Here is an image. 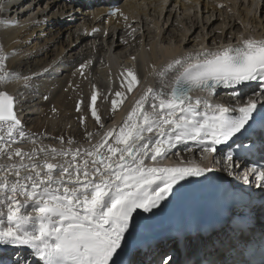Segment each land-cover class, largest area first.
I'll use <instances>...</instances> for the list:
<instances>
[{"label": "snow or ice", "instance_id": "snow-or-ice-1", "mask_svg": "<svg viewBox=\"0 0 264 264\" xmlns=\"http://www.w3.org/2000/svg\"><path fill=\"white\" fill-rule=\"evenodd\" d=\"M5 58L0 49V83L19 79L3 70ZM169 73L174 75L170 90L149 87L118 128L105 131L89 149L74 152L14 147L27 136L13 96L0 91V157L8 160L0 164V247L17 250L8 264H144L132 258L127 245L140 227V214L154 215L180 182L212 171L194 160L171 167L159 166V160L188 142L198 146L201 159L224 145L229 149L226 171L232 176L233 141L250 130L255 139L245 150L264 152V113L258 115L264 105L249 98L230 108L190 95H213L220 87L235 89L257 81L264 93V39L241 38L236 46L214 50L205 47L155 72L162 80ZM128 75L131 91L137 80L131 71ZM91 100L96 103L95 91ZM117 106L113 99V110ZM91 115L103 128L95 108ZM147 160L157 163L148 165ZM250 171L256 185L264 188V169ZM243 182L249 183L247 173ZM22 249L29 250L28 257L22 256ZM172 261L165 255L159 264ZM0 264L6 262L0 259Z\"/></svg>", "mask_w": 264, "mask_h": 264}, {"label": "bare ground", "instance_id": "bare-ground-1", "mask_svg": "<svg viewBox=\"0 0 264 264\" xmlns=\"http://www.w3.org/2000/svg\"><path fill=\"white\" fill-rule=\"evenodd\" d=\"M31 5L33 7V11L25 13L20 19H17V21H11L9 19L10 18L9 14H5V13L1 12V14H2L1 16H4V19H1V22H0V36L3 37L4 36L3 34H6V37H7V41H4L5 43H4V45H2L3 48L1 47L4 51H6L8 53V50L21 45V43L22 42L24 43L25 41H29L28 46L30 45V43L33 42V44L28 48H25V47L22 48L21 47V49H20L21 53H17V54L15 53L16 57L13 55V57H15V59H10L11 64H8L7 67L10 65L12 67V69L14 71H16L17 70L16 68H18V66H20L25 59L31 58V57H36L37 55L41 56V58L36 57L37 61H35V62H33V64H31V65H33V67H31L33 71L32 72L29 71L30 72L29 76H31L34 73L42 72L51 63H53L52 67L55 69L57 66H54V63H57L56 65H58V63H60V61H57V60L59 57L61 59L62 54L66 50H67V53L73 52V55L71 57L67 58L68 65L64 66V68L65 69L70 68L71 65L77 67L78 63L82 59V57H83V59H85V56L88 54V51L92 50L93 54H91V55L93 57L96 56L94 58L95 64L97 61V57L100 56L102 52H104V56H105L104 65L107 66V70H110L108 72V75L110 78L112 77V79H113V77H114L115 79L120 80L122 78V76L125 75V74H123L125 72H121L120 70H118L119 64H118V59L116 56L118 55L119 57L125 58L131 54V53L126 54L125 56H123V54H118L120 49L125 46V45H123V43L125 42V40L128 39V37H123V34H120L118 36V39L115 42H113L112 35L108 36L107 33H104L103 37H105V36L107 37V44H102L100 40L99 41L96 40L97 34L95 33V30L93 27V25L97 24L95 21L92 23L91 19H81L80 18L81 20H83V22H82L78 17L74 16L73 15L74 13H71V11H67V9H61L60 7L53 6V4H51L49 6H47L45 3L41 4V2H39V0H32ZM209 5H210V8H213L215 6L214 3H210ZM36 7H37V10H36ZM142 9L147 11L149 9V7L148 6H145V7L140 6L139 13ZM210 10H211L210 13L203 14V15H201V17H198V18H196L194 16V14H191L189 11L183 12L181 16H179L178 18H174L172 21V24H171V28L173 26H175L176 29L181 32L180 38H182L183 41L189 42L190 40L193 41L192 39L196 38L200 41L199 46L194 47L193 45H190L189 47L188 46H187V48L183 47L182 49L181 48L170 49L167 47L163 51L162 48H160V47L158 48V44H160L162 39H164L165 37L163 35H159L156 31H155L156 35L153 34L152 37L150 38V39H152V41H150L148 44H146V45L151 46L150 49L148 50L147 48H143V45H142V47L140 48L141 50L140 49L138 50V55H137V58L135 60L137 73H136V70H134V75L138 77L136 79L137 80L136 84H134L136 89L134 88V90H132V91L127 90V92L124 94L123 102L114 110L115 113L112 110H108L109 112L107 113V115L103 116L105 127L102 128L100 131L98 130L99 132L97 131L98 132V133L96 132L97 134L92 133L94 135L91 138H89V137L84 138L83 137V138H81L82 140L75 142V143H79V144H75L73 142V149H71V150H63L64 148L69 149V147L61 146V144H57V143H54L52 141H48V143L46 142L45 144H42V146H46L49 149L54 147L58 151L62 150V151H73V152L77 149H79L81 151H83L84 149H89L90 147H92V145L96 144L101 139V137L103 136L105 131H107L113 127L118 128L122 124L123 120L126 119L125 116H126V114H128V110L130 109V107L135 103V101L137 99H139V96L141 95V93L146 90L147 82L149 83L150 86L154 87V89H156V90H159L161 88H165L166 90H170V86L172 85L173 80H174V75L172 73H169L168 76L162 80L160 77H158L155 74V72L161 70L164 66H166L175 55L182 53V52H192V51L198 52V51H201L205 47L208 49L214 50V49H218V48L224 47V46H236L240 43L241 38L258 39L257 37L252 36V34L254 32L253 31L251 32L250 28H247V29H249V30H247L243 25H242V28L239 27V25H240L239 22L242 24L249 23V24H251L250 26L252 27L253 24L260 22V20L257 21L250 14H245L244 18L242 20L239 21L238 19H235L234 21L231 22L230 19L235 18L233 16H235L236 13H239L240 7L236 8L234 4L230 3V8H229L230 13L229 14H231V16L228 14L226 17L227 20H225V19L221 20V19L216 17V20H218V21H216V20L215 21L220 22L223 25V27H221L222 25H220L219 23H216V22H214L215 27H212V25L209 24V23H211L210 18L212 17L213 12H214L213 11L214 9H210ZM64 12H67L70 15V17L68 14H64ZM134 19H135V17L133 15L129 16L128 22L126 23V29L128 32L126 34H128L129 36H133L134 34H137V36L134 37V40L135 39L139 40L141 38L138 36L139 34L135 30L136 26H137V22ZM202 21H204V22H202ZM150 23H151L150 19L145 20V24L148 26L149 29H150V27L154 26L152 23L151 24ZM202 24H204V25H202ZM54 25H59V28H57L56 32H51V28L56 27ZM61 25H62L63 29L60 27ZM257 25H258V29H260V32L264 33V22H260ZM84 26H85V30H83ZM224 27H226V28H224ZM72 28H74V29H72ZM204 29H208V30H206L205 33H201V32H203ZM232 30L235 31L233 34L234 37H232L233 35L231 34ZM153 31H154V29H153ZM195 31H198V32L196 33L195 36H193ZM211 31L216 32V39L215 38H213V39L207 38V36L211 33ZM50 32H51V34H49ZM149 32L151 33L152 31L149 30ZM149 32H148V34H150ZM65 33H66V39L64 41H61V37L64 39V37L62 35H64ZM45 34H46V37L44 36ZM148 34L145 35L147 37V39H149ZM173 35H174V33H173ZM155 37L157 38L158 41H154ZM39 38H40V41H39ZM86 38H88V40L90 41L89 44H87V42L85 41ZM206 38H207V44L204 45ZM210 39L212 42L208 43ZM5 40H6V38H5ZM83 42H85L84 46H86V45H88V46L86 48L84 47L85 49L81 53H77L75 51L76 48L82 46L81 43H83ZM128 43H130V42H128ZM53 44H58V46L55 45V46H57L56 48H54L55 52H53V50L51 51L49 48ZM139 46H141V44ZM139 46L135 50L133 49L132 45L130 46L132 48L131 56L134 55L135 51H137ZM110 48H113L114 50L111 51ZM50 51L52 52L51 54H50ZM74 51H75V53H74ZM129 52H131V50H129ZM50 56H52V58H51V60H48V58ZM7 58H8V56H7ZM70 61H71V65H70ZM23 64H26V63H23ZM80 64H82V62ZM47 70L48 69L46 68L45 71H47ZM29 72H25L22 75L20 74L19 79H13V80L9 81V82L13 83L12 85L11 84L0 85V91H6L9 95L13 96L14 102H15L14 103V110H15L18 118L21 120V122L22 121L24 122V120H26L29 117V114L31 113L30 110H32L33 106H36V103H38V104L46 103V102H44V100L39 99V96H38V97H36L37 102L35 101L36 103L33 104L31 106V108L29 106L30 104L27 106L23 105V103H22L23 101H21V98H22L24 93L22 91L20 92V90L25 89V88L23 87L24 84H23V86H21V84L24 82L25 77H28L27 73H29ZM170 76L172 78L171 83H170ZM82 77L83 76L80 74L79 71H75L74 76H72V78H70V79L66 78L65 80H68L70 82V84L73 86L74 84H78V83L80 84ZM71 79H73V80L71 81ZM124 79L128 80V76H126V78H124ZM124 79H123V83H121V81H120V83L118 85H123L127 88V87H129V83H127ZM130 80H128V81H130ZM69 87H71V86H69ZM73 87L75 88V86H73ZM29 91H31V88L27 92H29ZM77 92H78L77 89H73V88L69 89L68 92L65 93V96L68 97L65 101L63 99H61L58 95H57V99L55 98V96H53V99H55L53 101L55 103L54 108H56L57 111H59L63 114L66 110H68V109L70 110V111H68V113L63 115L64 117L66 116V117H70V118L71 117L76 118V117H79L82 114V112H84L85 108L88 109L89 105L86 102V100H88L90 98V96L86 97V100H84V104L80 105L79 111L77 110V104L78 103L76 102V100L74 98V95H76ZM102 95L103 94H100L99 97H101ZM207 95L208 94H206V96L204 98H207ZM220 95L221 94H219V95L216 94L213 99H219ZM97 97H98V94H97ZM113 114H114V116L112 117ZM78 121H80V123L84 124L83 122H81V120H78ZM94 131H96V130H94ZM55 132H53V134ZM73 133H75V135H77L76 131H73ZM46 138H48V137H46ZM27 141L28 142L30 141L28 139V137L26 139H24L23 141L18 142L17 146H15V147H19L23 151H26V152L28 151V148H29V152H31L34 148L39 149L41 147L40 146L41 143H36L35 145H33L31 147L30 142L28 144H26ZM192 147H196V146L194 144H192ZM196 148H198V147H196ZM182 149H185V148H182ZM184 151H186V150H182L183 153L180 152L182 157L184 159H189L187 157L186 153H184ZM198 154H199V156L201 155L199 150L197 151V153H195V155L192 157L191 160H194V157L196 158L198 156ZM40 159H43V157L41 156ZM65 159L70 160L71 157L70 156L65 157ZM4 161H5V158L0 157V164H5V163H3ZM53 162H56V161H53ZM146 163L148 165H153L154 163H157V162L147 160ZM169 164H170L169 159H162V160L158 161V165L161 167L168 166ZM199 164L201 166H204V167L206 165V163H199ZM0 174H2V173H0ZM163 204H166V203H163ZM157 215H158V210L155 211L154 215H147L146 214L144 216V218H142V219L138 218L139 223H142V226L146 228V227H148L149 224H151V222L155 219V217ZM147 221H149V222H147ZM138 230H139V228L136 229V231H138ZM150 254L151 253L148 251L146 253H143L142 256H149Z\"/></svg>", "mask_w": 264, "mask_h": 264}, {"label": "rangeland", "instance_id": "rangeland-1", "mask_svg": "<svg viewBox=\"0 0 264 264\" xmlns=\"http://www.w3.org/2000/svg\"><path fill=\"white\" fill-rule=\"evenodd\" d=\"M229 15L231 16V14H229ZM150 20H151V23L155 26V22L152 21V19H150ZM216 21H218V20H216ZM232 21L233 20L231 19V22ZM0 22H1V20H0ZM216 23H219L220 25H222L220 22H216ZM209 24H211V23H209ZM239 24H240L239 27H241V28H242V25L246 29L249 28V27H246V25H247L246 23L242 24L239 22ZM202 25H204V24H202ZM54 26H56V27L51 28V32H56L57 28H59V25H54ZM154 26L150 27V29H149L150 31H152L151 33L149 32L150 34H148L149 39H147L144 36V38L140 37L141 39H139V40L138 39L134 40V39H130V38L125 40V42L123 43V45H125V46L120 49L118 54H123V56H125L126 54H130V53L132 54V48L130 46L132 45L133 49L135 50L141 44V46H139V48L137 49V51H135L133 56H131V54L125 58L119 57L118 55L116 56L118 59V64H119L118 70H120L121 72H125L123 74L128 76V80L132 79V77L128 75L129 71H131L133 73V75H134V70H136V73H137L135 60H136L137 55H138V50L142 47V45H143V48H147L148 50L151 47L150 45H146V44H148L150 41H152V39H150V38L152 37L153 34L156 35ZM248 26H250V24H248ZM256 26L258 27V25H256ZM60 27L62 28V25ZM221 27H223V25ZM224 28H226V27H224ZM251 28H253V25ZM72 29H74V28H72ZM83 29H85V27H83ZM153 29H154V31H153ZM247 30H249V29H247ZM51 32L49 34H51ZM197 32L198 31H195L193 36H195ZM234 32L235 31L232 30L231 34L233 35ZM251 32H252V30H251ZM126 33H127V31H126ZM173 33H174V35H173ZM201 33H205V31L201 32ZM3 35H2L3 37L0 36V45H1L0 48L1 47L3 48L2 45H4V43H5L4 41H7L6 34H3ZM143 35H145V34H143ZM44 36L46 37V34ZM62 36L64 37V39L61 37V41H64L66 39V33ZM125 36L128 37V34H125ZM180 36H181V32L178 31L175 26H173L172 28L170 26L168 29V33L166 35H164L165 38L162 39L160 44H158V48L160 47L164 51V49H166L167 47L170 49H175V48H181L182 49L183 47L187 48V46L189 47L190 45L197 47L200 44V41L196 38L192 39L193 41L190 40L189 42L188 41L185 42L182 40V38H180ZM4 37L6 38V40ZM232 37H234V35ZM207 38H212V39L215 38L216 39V32L211 31V33L207 36ZM207 38L205 39L206 44H207ZM39 41H40V38H39ZM85 41L87 42V44L90 43L88 38H86ZM154 41H158L156 37H155ZM128 42H130V43H128ZM205 42H204V45H205ZM211 42L212 41L210 39L208 43H211ZM28 43H29V41H25L24 43L22 42L21 45L8 50V53L3 50L5 53V57H6L5 60L3 61V65H4L3 70L5 72H11V73L13 72V73L18 74V76H19L20 74L22 75L25 72H29V71L32 72L33 71L31 68V67H33V65H31V64H33V62L37 61L36 57L41 58V56L37 55L36 57H31V58L25 59L22 62V64L20 66H18V68H16L17 69L16 71H14L10 65L7 67L8 64H11L10 59H15V57H16L15 53L16 54L21 53V50H20L21 47L22 48H24V47L28 48L33 44V42H32L28 46ZM84 43L85 42L81 43L82 46L76 48L75 51L77 53H81L88 46V45L84 46ZM55 45L58 46V44H53L52 46L49 47L51 51L53 50V52H55L54 48L57 47ZM129 50H131V52H129ZM51 51H50V54L52 53ZM75 51H74V53H75ZM64 54H65V52L62 54L61 59H60V57L58 58V60H60L61 63H62V59L64 57H65V62L67 63V58L71 57L73 55V52L67 53V55L63 56ZM91 54H93V52H92V50H89L88 54L85 56V59H83V57H82V59L79 61L80 63L82 62V64H80L77 67L72 66L71 61H70V65H71L70 68H66L62 72L50 73L51 71L54 70V68L52 67L53 63H51L50 65H48V67H46L48 69L47 71H45V69H46L45 68L42 72L34 73L31 76H29L30 72L27 73L28 79L27 80L24 79V82L21 84V86H23V84H24L23 87L25 89L20 90V92L22 91L24 93L22 96L23 99L21 98V101H23L22 102L23 105L27 106L30 104L29 106L31 108V106L37 102L36 97H38V96H39V99H42V100H44V102H46L43 104L36 103V106H33L32 110H30L31 113L29 114V117L26 120H24V122L22 121V128H23L24 132L26 133V136L30 140L29 142L31 143V147L33 145H35L36 143H41L40 146L42 147V144H45L46 142L48 143V141H52L54 143L61 144V146L69 147V149L64 148L63 150H71V149H73V142L74 143L78 142L79 140H82L81 138H83V137L88 138L89 133L97 134L102 129L100 127V125H98L96 123L95 119L91 115L93 108L96 109V111L98 112L97 114L101 117V122H103L102 124H103V128H104L105 125H104L103 116L107 115V113L109 112L108 110H112L115 113V111L112 108V100L113 99L117 100L118 106L123 102L124 94L127 92L128 87L126 88L125 86L118 85V84L120 83V81H121V83H123V79L126 78V76L123 75L120 80H117L114 78L112 86L108 87L107 85L111 83L112 77L111 78L109 77L108 72L110 70H107V66L104 65V62H105L104 52H102L101 55L97 57L96 64L94 63V58L96 56L93 57ZM13 55L15 57H13ZM7 56H8V58H7ZM51 58H52V56H50L48 58V60H51ZM23 63H26V64H23ZM56 64L57 63H54V66L59 67V65H56ZM74 67H75V69L73 70L72 68H74ZM75 71H79L83 77L81 78L80 84L78 83V84L73 85V86H75V88H74L70 84V82L68 80H65V79L66 78L67 79L72 78V76H74ZM135 77H136V79L138 78L137 76H135ZM72 80L73 79H71V81ZM4 84H11L12 85L13 83L9 82V81L6 83H0V85H4ZM69 86H71L73 89H77V91L79 92V93L77 92V94L74 95V98L79 105H83L84 100H86V97L90 96V98L88 100H86V102L89 105L88 109L85 108L84 112H82V114L76 118L75 117L70 118V117H66V116L64 117L63 116L64 114L68 113V111H70L69 109L66 110L62 114L61 112L57 111L56 108H54L55 103L53 101L55 99H53V96H55V98L57 99V95H58L61 99H63L65 101L68 98L65 96V93L68 92L69 89H72ZM30 88H31V91L27 92ZM134 88H135V86L133 85L131 91L134 90ZM94 91L96 92V94H98V97H97L95 104H93L92 100H91L92 92H94ZM117 92H120L121 96L117 97L116 96ZM100 94H103V95L101 97H99ZM45 97H47V99H45ZM113 116H114V114L112 115V117ZM78 120H81V122L83 121L84 124L80 123V121H78ZM94 130H96V131H94ZM73 131H76L77 135H75V133H73ZM53 132H55V133L53 134ZM94 134H92L91 137ZM45 136L48 138H46ZM33 141H35V143H33ZM29 142L27 141L26 144H28ZM75 144H79V143H75ZM15 146H17V144L14 145V147ZM27 152H29V148H28ZM187 152H189V151H187V150L184 151V153H186V154H187ZM194 155H195V153H194ZM197 157H199V154ZM4 158H5V161L3 163L7 164L8 160L6 157H4ZM189 159L191 160L192 157Z\"/></svg>", "mask_w": 264, "mask_h": 264}, {"label": "clouds", "instance_id": "clouds-1", "mask_svg": "<svg viewBox=\"0 0 264 264\" xmlns=\"http://www.w3.org/2000/svg\"><path fill=\"white\" fill-rule=\"evenodd\" d=\"M160 3V0H153L152 3L149 5L148 10H157L159 8L158 4ZM1 12L5 13L2 9H0V20L4 19V16H1Z\"/></svg>", "mask_w": 264, "mask_h": 264}, {"label": "water", "instance_id": "water-1", "mask_svg": "<svg viewBox=\"0 0 264 264\" xmlns=\"http://www.w3.org/2000/svg\"><path fill=\"white\" fill-rule=\"evenodd\" d=\"M4 92H6V91H4ZM7 93V92H6Z\"/></svg>", "mask_w": 264, "mask_h": 264}]
</instances>
